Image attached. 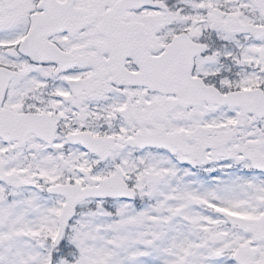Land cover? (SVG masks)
<instances>
[{
  "label": "snow or ice",
  "instance_id": "6c2138e0",
  "mask_svg": "<svg viewBox=\"0 0 264 264\" xmlns=\"http://www.w3.org/2000/svg\"><path fill=\"white\" fill-rule=\"evenodd\" d=\"M0 264H264V0H0Z\"/></svg>",
  "mask_w": 264,
  "mask_h": 264
}]
</instances>
